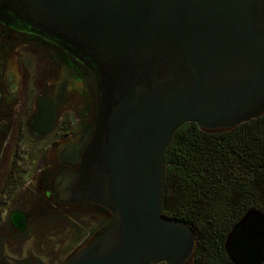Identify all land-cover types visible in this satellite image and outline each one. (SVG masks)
Listing matches in <instances>:
<instances>
[{
    "label": "water",
    "instance_id": "obj_1",
    "mask_svg": "<svg viewBox=\"0 0 264 264\" xmlns=\"http://www.w3.org/2000/svg\"><path fill=\"white\" fill-rule=\"evenodd\" d=\"M1 15L95 74L82 165L54 187L113 218L65 264H191L194 231L162 213L165 155L185 124L231 130L264 114V0H0ZM39 117L44 134L43 101Z\"/></svg>",
    "mask_w": 264,
    "mask_h": 264
},
{
    "label": "flooded vegetation",
    "instance_id": "obj_2",
    "mask_svg": "<svg viewBox=\"0 0 264 264\" xmlns=\"http://www.w3.org/2000/svg\"><path fill=\"white\" fill-rule=\"evenodd\" d=\"M46 52L54 73L42 80L36 57ZM94 77L72 54L17 19L0 16V264H50L53 230L60 231L69 220L71 228L84 230L75 235H84L75 254L112 220L105 207L88 201L67 203L54 187L65 170L77 171L82 165L85 137L97 112ZM41 101L48 117L55 118L44 134L40 132L50 118L39 122ZM6 146L16 152L7 154ZM5 164L8 170H3ZM28 243L33 246L24 252Z\"/></svg>",
    "mask_w": 264,
    "mask_h": 264
},
{
    "label": "trees",
    "instance_id": "obj_3",
    "mask_svg": "<svg viewBox=\"0 0 264 264\" xmlns=\"http://www.w3.org/2000/svg\"><path fill=\"white\" fill-rule=\"evenodd\" d=\"M165 161L162 213L194 231L191 264H264V114L231 130L185 124Z\"/></svg>",
    "mask_w": 264,
    "mask_h": 264
},
{
    "label": "rangeland",
    "instance_id": "obj_4",
    "mask_svg": "<svg viewBox=\"0 0 264 264\" xmlns=\"http://www.w3.org/2000/svg\"><path fill=\"white\" fill-rule=\"evenodd\" d=\"M47 52L44 53L40 57H36V64L42 67L41 71L39 72V77L42 80H45L48 76V78L52 77L53 71L51 72L49 68L52 69V66L54 65L52 61H50L47 57ZM48 68V72H46ZM47 73V74H46ZM48 81V80H47ZM7 148V154L13 155L14 150L16 152V149L14 146H6ZM9 165L5 164L3 165V170H8ZM84 219H87L88 214H83ZM70 220L69 222L63 226V228L60 229L58 232H54L50 238L49 243V252H50V264H63L66 262L71 254L81 246L83 241L84 235L80 237H76V234H80V229L78 232L75 230V228H71ZM65 228V229H64ZM84 233V230L81 231V234ZM30 246H33V243H28L24 246V252H26ZM37 253H39L38 250H36ZM42 258L44 257L43 254H39Z\"/></svg>",
    "mask_w": 264,
    "mask_h": 264
}]
</instances>
